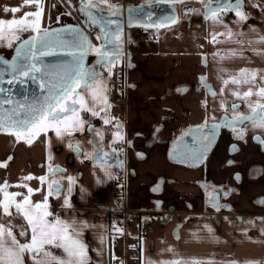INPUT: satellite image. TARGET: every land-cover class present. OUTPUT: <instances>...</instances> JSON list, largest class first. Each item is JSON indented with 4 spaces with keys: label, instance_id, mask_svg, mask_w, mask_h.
Returning a JSON list of instances; mask_svg holds the SVG:
<instances>
[{
    "label": "crops",
    "instance_id": "1",
    "mask_svg": "<svg viewBox=\"0 0 264 264\" xmlns=\"http://www.w3.org/2000/svg\"><path fill=\"white\" fill-rule=\"evenodd\" d=\"M211 1L190 24L142 40L123 126H112L107 91L124 32L102 27L96 56L33 126L0 128V264H111L121 245L108 222L119 210L147 221L144 231L131 228L140 264H264V150L253 140L264 138V9ZM45 7L50 24L54 10L69 14L59 0H0L2 61L38 34ZM259 106L247 146L232 152L221 127L198 159L213 124ZM110 136L131 146L117 192V168L94 160ZM228 183L235 191L222 197Z\"/></svg>",
    "mask_w": 264,
    "mask_h": 264
},
{
    "label": "water",
    "instance_id": "2",
    "mask_svg": "<svg viewBox=\"0 0 264 264\" xmlns=\"http://www.w3.org/2000/svg\"><path fill=\"white\" fill-rule=\"evenodd\" d=\"M87 11L93 20L101 21L108 17L111 21L115 18L117 22L110 24L112 27L109 30L114 33L119 32L125 22L130 25L144 23L157 27L171 23L177 18V10L173 4L160 1L133 7L126 15L113 12L110 14L109 10L102 9L94 3L89 4ZM89 43L90 38L84 30L80 26H73L31 38L19 48L12 64L0 59V125L21 130L41 118L82 72ZM120 56L121 53L114 54L115 59H119ZM33 60L40 64V71H36V74L43 81L42 89L32 88L29 83L22 81V73ZM16 97L24 103L26 100L35 103V110L25 113L24 106L21 105L22 110L14 115L13 104ZM224 124L229 128L237 125L234 121ZM218 129L219 127L214 136L205 143L199 139L198 144L202 145L198 159L210 148L216 139ZM94 160L111 164L117 169L123 168L125 162L120 152L110 149L98 150Z\"/></svg>",
    "mask_w": 264,
    "mask_h": 264
},
{
    "label": "built area",
    "instance_id": "3",
    "mask_svg": "<svg viewBox=\"0 0 264 264\" xmlns=\"http://www.w3.org/2000/svg\"><path fill=\"white\" fill-rule=\"evenodd\" d=\"M65 7L67 12L78 22L80 27L84 30L86 35L91 38L96 34V30L88 26L89 20L83 21L77 15L76 10L80 7L88 9L89 4L102 2L109 8V11L116 13H123L126 15L127 11L133 7L142 4H151L158 0H59ZM86 10V9H84ZM157 27L144 23L127 24L123 26V42L124 49L120 58L111 68V79L107 91L108 106L112 109L113 106H124L127 101V72L131 67L133 59L142 49V40L150 39L157 34ZM125 111L121 110L113 119L112 126L125 122ZM111 139V150L120 152V155L125 157L126 151L129 148L128 142L117 138ZM118 179L122 185L125 173L124 169H117ZM119 185V191L121 186ZM110 215L108 222V234L112 244L121 245V251L114 254L111 258V264H140V241L138 235L131 233V228H139L144 231L147 227V221L143 215L134 211L132 213L114 211Z\"/></svg>",
    "mask_w": 264,
    "mask_h": 264
},
{
    "label": "rangeland",
    "instance_id": "4",
    "mask_svg": "<svg viewBox=\"0 0 264 264\" xmlns=\"http://www.w3.org/2000/svg\"><path fill=\"white\" fill-rule=\"evenodd\" d=\"M158 1H160L162 3L173 4V6L177 10V15H176L177 21H174L172 23H166V24L158 25L157 26V29H158L157 33L158 34L155 36L156 39H159L163 36L168 35L169 31L172 30V28L175 27L176 25L181 26V25H185V24H190V23H188L190 20H193L194 17H197V18L199 16L201 17L204 13L208 12V10L211 6L216 4L213 2L210 3L211 0H158ZM220 1H222V0H218L217 3H219ZM226 1H228V2L233 1V6L246 4L245 7H248L247 6L248 4L245 3L246 0H230V1L226 0ZM253 1L256 2L257 4H259V5L253 6V7H255L254 9H259L258 7H261L262 9H264V0H253ZM190 3H193V4H190ZM186 4L194 5L195 7L193 6L194 9H192V10H191V8L188 7L184 11V5H186ZM206 5H208V7H206ZM47 6H48V4H47ZM45 8H44V13H43V19L41 20L42 22L40 23L41 25H39L40 28L38 29V34L36 36L45 35V34H48L50 32H53L55 30H58L57 24H69V25H72V27L73 26H80L78 24V22L70 14L65 13L66 15L61 17L58 14V11H56V10L53 11V22H52V24H50V15L48 16L49 10L47 8L46 9ZM84 9H86V10H84ZM224 10L225 9H222V11H224ZM61 11H62V8H61ZM63 11L65 12L64 9H63ZM76 13H77V15H79V17L81 19H83V21H86L85 17H87L90 20V16H89L88 11H87V6L86 7H80V9L78 8L76 10ZM171 18L172 17H169V19H171ZM112 22H116V19L114 18L113 21H109L108 18L103 19L101 21L95 20V23H94L93 19L89 21L88 26L92 29H95L96 34L90 38V39H92V42L90 40V43L88 45V49H89V47H90V49L87 50L85 64L88 61H91V59L96 56V54L98 52V49L96 46L97 45L99 46L102 43L101 40H99L100 32H101L100 30L102 29V27H104L105 31H106V29L110 30V27H112L110 24ZM37 27H38V25H37ZM29 28H31L30 31H32V27H29ZM115 38H117V37H115ZM102 64H104V63L102 62L101 65ZM122 107L123 106H113L112 110H111L113 112V115H114V113H115V115H117L121 110H123Z\"/></svg>",
    "mask_w": 264,
    "mask_h": 264
},
{
    "label": "flooded vegetation",
    "instance_id": "5",
    "mask_svg": "<svg viewBox=\"0 0 264 264\" xmlns=\"http://www.w3.org/2000/svg\"><path fill=\"white\" fill-rule=\"evenodd\" d=\"M203 2V1H202ZM212 3V1L210 2ZM190 4H193V3H190ZM190 4H186L184 5V11L189 7L192 9H194V5H190ZM194 6V7H193ZM206 7H208V5H206ZM201 9V8H200ZM15 59V58H14ZM37 60H33L31 63L28 64V66L25 68L24 72L22 73V81L24 83H29L31 85L32 88H36L39 87V88H43V81L39 78V75L36 74V68L39 67L40 69V64L39 62H36ZM14 62V60H13ZM12 62V63H13ZM11 63V64H12ZM103 63L105 65H107L108 63L104 60ZM103 65V64H102ZM38 72V71H37ZM25 73H27V75H25ZM40 92H42V90H40ZM41 102H42V99H41ZM39 103V102H38ZM24 106L23 110L25 111V113H28V112H32L33 110H35V103H31L29 100H26L25 103L24 102H21L18 97H16V99L14 100V104H13V108L14 109V115H17L19 111H21V107ZM261 106H259L257 108V110L251 114V115H242V116H239V118L237 119H231L229 117H224L221 122L219 124H213V126L215 127V131L217 130V127H219L218 129V132L220 131V128L221 127H224L226 128L232 135L233 139H234V144L231 146V150L232 152H234L237 148H239L238 146V143L236 142H239L240 144L242 145H245L247 146L248 145V142H249V138H248V129H249V124L251 123V121L253 119H255L257 116H260L259 115V112L261 110ZM108 109L111 110V108L108 106ZM226 115V114H225ZM17 118V117H16ZM40 119V118H39ZM38 119V120H39ZM37 120V121H38ZM37 121L35 122H32L30 124H28L26 126L27 127H31L33 126L34 123H36ZM231 121H234L237 125H235L234 128H229L227 127L224 123H227V122H231ZM224 122V123H223ZM125 122H121L119 124H117L116 127H121L123 126ZM0 128H6L5 126L3 125H0ZM6 129H13V128H6ZM214 131V133H215ZM218 135V133H217ZM214 136V134H212L209 139H211L212 137ZM217 137V136H216ZM208 139V140H209ZM253 140L254 142L258 143L261 148L264 150V138L261 137L259 134H256L255 136H253ZM207 141V140H206ZM214 142V141H213ZM131 145V144H130ZM131 147V146H129ZM211 147V146H210ZM118 174H117V169H116V180L118 179ZM236 178L237 179H240V174L239 175H236ZM212 184V182H210ZM116 185V184H115ZM215 185V188L219 189V187L221 188V186L217 187L216 185L217 184H214ZM119 188V186H118ZM119 190V189H118ZM222 191V197H228L230 196V194L232 192L235 191V187L232 186L230 183L228 184H224L222 186V188L220 189ZM226 206H228L230 209H232L230 203L228 204H225ZM111 213V212H110Z\"/></svg>",
    "mask_w": 264,
    "mask_h": 264
},
{
    "label": "snow or ice",
    "instance_id": "6",
    "mask_svg": "<svg viewBox=\"0 0 264 264\" xmlns=\"http://www.w3.org/2000/svg\"><path fill=\"white\" fill-rule=\"evenodd\" d=\"M94 51H95V50H94ZM36 70H37V71H40L39 67H37ZM25 75H27V73H25ZM79 83H80V82L77 80V81H76V85L79 86ZM44 264H48V262H47V261H44Z\"/></svg>",
    "mask_w": 264,
    "mask_h": 264
},
{
    "label": "trees",
    "instance_id": "7",
    "mask_svg": "<svg viewBox=\"0 0 264 264\" xmlns=\"http://www.w3.org/2000/svg\"><path fill=\"white\" fill-rule=\"evenodd\" d=\"M119 185H120V180L117 179V180H116V192L119 191V190H118V186H119ZM112 214H114V213H112ZM112 214H111V215H112Z\"/></svg>",
    "mask_w": 264,
    "mask_h": 264
}]
</instances>
